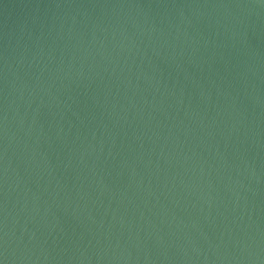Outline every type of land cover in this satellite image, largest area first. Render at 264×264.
<instances>
[{
	"label": "water",
	"instance_id": "water-1",
	"mask_svg": "<svg viewBox=\"0 0 264 264\" xmlns=\"http://www.w3.org/2000/svg\"><path fill=\"white\" fill-rule=\"evenodd\" d=\"M0 264H264V0H0Z\"/></svg>",
	"mask_w": 264,
	"mask_h": 264
}]
</instances>
